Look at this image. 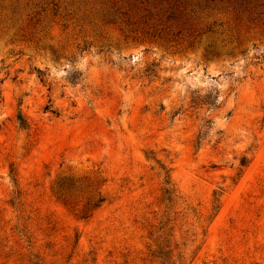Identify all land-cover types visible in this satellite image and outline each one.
<instances>
[{
    "label": "rangeland",
    "instance_id": "obj_1",
    "mask_svg": "<svg viewBox=\"0 0 264 264\" xmlns=\"http://www.w3.org/2000/svg\"><path fill=\"white\" fill-rule=\"evenodd\" d=\"M165 239L264 264V0H0V264H159Z\"/></svg>",
    "mask_w": 264,
    "mask_h": 264
},
{
    "label": "trees",
    "instance_id": "obj_2",
    "mask_svg": "<svg viewBox=\"0 0 264 264\" xmlns=\"http://www.w3.org/2000/svg\"><path fill=\"white\" fill-rule=\"evenodd\" d=\"M244 1L247 5H249V3L252 2V0H242ZM208 105H214L211 103H208ZM156 162V164L159 166V170H158V175L163 179V195H162V203L165 205V208L167 210L171 209L180 199V197L177 194V191L174 187V185L171 182V176H170V170H167L166 168H164L158 161L154 160ZM243 166L246 165V160H244ZM214 195L216 196L215 198V208L216 211L220 208V194L219 193H214ZM167 212V211H166ZM164 222H168V220L166 221H161V227H159L158 232H163L164 233V228L166 223ZM159 245L157 247L156 250H153L152 252V257L153 259H155L156 262H158L159 264H175V262L172 260V256L171 253L172 251L169 249L170 248V244L167 243V240H163L161 242H158Z\"/></svg>",
    "mask_w": 264,
    "mask_h": 264
}]
</instances>
